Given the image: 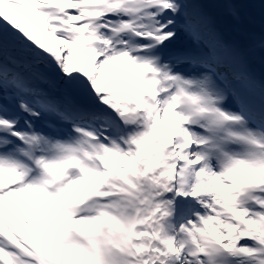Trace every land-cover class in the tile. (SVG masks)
Instances as JSON below:
<instances>
[{
    "label": "snow or ice",
    "instance_id": "1",
    "mask_svg": "<svg viewBox=\"0 0 264 264\" xmlns=\"http://www.w3.org/2000/svg\"><path fill=\"white\" fill-rule=\"evenodd\" d=\"M0 264H264V0H0Z\"/></svg>",
    "mask_w": 264,
    "mask_h": 264
},
{
    "label": "rangeland",
    "instance_id": "2",
    "mask_svg": "<svg viewBox=\"0 0 264 264\" xmlns=\"http://www.w3.org/2000/svg\"><path fill=\"white\" fill-rule=\"evenodd\" d=\"M12 207H17V205H12Z\"/></svg>",
    "mask_w": 264,
    "mask_h": 264
}]
</instances>
